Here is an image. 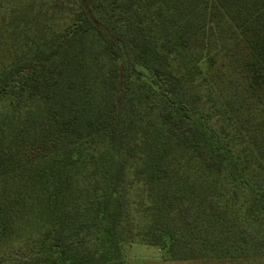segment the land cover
I'll return each mask as SVG.
<instances>
[{"label":"trees","instance_id":"16d2710c","mask_svg":"<svg viewBox=\"0 0 264 264\" xmlns=\"http://www.w3.org/2000/svg\"><path fill=\"white\" fill-rule=\"evenodd\" d=\"M0 104V239L28 230L12 264L105 262L117 223L90 195L119 151L142 243L264 257V0H0Z\"/></svg>","mask_w":264,"mask_h":264},{"label":"rangeland","instance_id":"374dc122","mask_svg":"<svg viewBox=\"0 0 264 264\" xmlns=\"http://www.w3.org/2000/svg\"><path fill=\"white\" fill-rule=\"evenodd\" d=\"M98 44L96 38L89 34L82 45V49L84 51L92 47L98 49ZM143 76L147 82L151 81V77H148L145 72ZM143 88L144 86L141 83L135 82L129 92L142 94ZM103 96L104 88L102 86L91 89L87 96L89 108L96 109L98 100ZM196 105L192 106L193 110H197ZM1 106L2 104H0ZM205 106L204 108L208 110ZM101 158L96 164L97 182H95L90 196L100 198L98 207L104 210L105 224L111 222L113 225V221L117 223L116 228H114L116 230L106 228L94 242V247L105 255L103 256L105 257L103 258L105 260L103 264H110L113 261L118 264H264V257L250 256L230 262L221 258H213L202 253V251H199L198 256L190 259H177L167 251L166 247L142 243L136 233L145 225L146 221L137 213V208L134 206V202L138 200V192L130 183L131 177L123 172L120 151L117 153L105 152ZM246 194V198L253 203L254 209L260 207L259 204L254 203V199H250L249 193ZM261 216L260 212L258 220L263 223L264 230V219ZM126 221L129 222L130 232L129 230H123L120 226V223L125 224ZM19 232L20 238L0 239V264H12L8 258L9 252L28 250V241L22 238L28 235V230L25 229Z\"/></svg>","mask_w":264,"mask_h":264}]
</instances>
